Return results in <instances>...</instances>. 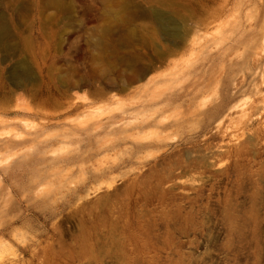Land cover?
I'll list each match as a JSON object with an SVG mask.
<instances>
[{
    "label": "rangeland",
    "instance_id": "374dc122",
    "mask_svg": "<svg viewBox=\"0 0 264 264\" xmlns=\"http://www.w3.org/2000/svg\"><path fill=\"white\" fill-rule=\"evenodd\" d=\"M0 264H264V0H0Z\"/></svg>",
    "mask_w": 264,
    "mask_h": 264
}]
</instances>
